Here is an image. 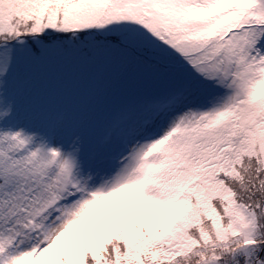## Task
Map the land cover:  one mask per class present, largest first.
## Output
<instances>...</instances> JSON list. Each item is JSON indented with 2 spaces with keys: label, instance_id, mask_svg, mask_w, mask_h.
<instances>
[{
  "label": "snow or ice",
  "instance_id": "6c2138e0",
  "mask_svg": "<svg viewBox=\"0 0 264 264\" xmlns=\"http://www.w3.org/2000/svg\"><path fill=\"white\" fill-rule=\"evenodd\" d=\"M0 264H264V0H0Z\"/></svg>",
  "mask_w": 264,
  "mask_h": 264
}]
</instances>
